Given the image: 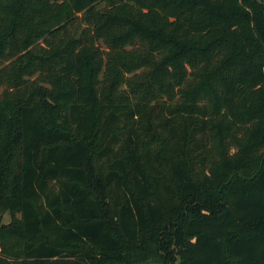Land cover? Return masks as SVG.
Masks as SVG:
<instances>
[{
	"label": "trees",
	"instance_id": "trees-1",
	"mask_svg": "<svg viewBox=\"0 0 264 264\" xmlns=\"http://www.w3.org/2000/svg\"><path fill=\"white\" fill-rule=\"evenodd\" d=\"M0 264H264V0H0Z\"/></svg>",
	"mask_w": 264,
	"mask_h": 264
},
{
	"label": "rangeland",
	"instance_id": "rangeland-1",
	"mask_svg": "<svg viewBox=\"0 0 264 264\" xmlns=\"http://www.w3.org/2000/svg\"><path fill=\"white\" fill-rule=\"evenodd\" d=\"M11 219H12V215L10 214V212L3 213L2 215H0V225L10 222Z\"/></svg>",
	"mask_w": 264,
	"mask_h": 264
}]
</instances>
